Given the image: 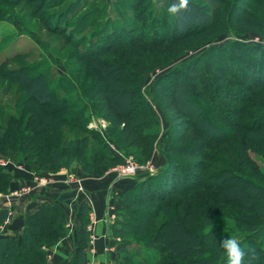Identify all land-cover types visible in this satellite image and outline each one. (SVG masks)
<instances>
[{"label":"trees","instance_id":"trees-1","mask_svg":"<svg viewBox=\"0 0 264 264\" xmlns=\"http://www.w3.org/2000/svg\"><path fill=\"white\" fill-rule=\"evenodd\" d=\"M91 1L95 0H89L88 5L84 4L86 0L70 2L61 16L62 23L68 19L83 24L85 29L93 28L105 4L114 5L120 21L116 25L109 23L114 26L110 30L102 28L99 32V28L78 38L82 37L83 45L93 46L87 50V56L82 51L78 55V61L86 68L81 93L91 96L88 101L95 116L109 119L103 135L108 133L120 155L130 154L142 164L153 148L159 119L139 94L149 72L148 68L138 72L139 58L148 49L164 52V48H176L175 42L206 32L212 26L210 9L219 6L221 0H189L187 10L175 16L162 12L159 21L156 15L147 20L150 13L146 11L152 0H104V6L85 11ZM172 2L164 0V11ZM143 19L145 24L141 23ZM138 25L143 26L139 34L135 33ZM253 31L262 36L259 28ZM121 40H126L128 48L139 47L134 68L118 63L123 54L118 58L102 57L112 47L120 46ZM105 42L108 46H103ZM225 43L222 49L227 52L237 46L241 57L248 54L239 66L245 71L254 70L252 85L245 83L246 74L240 73L239 66L233 71L239 72L235 85L245 94L253 93L251 101L244 96L231 98L228 90L218 91L209 86L210 76L204 67L200 72L198 66L205 53L194 58L189 66L173 68L153 83L152 95L158 94L160 98L151 102L166 123L160 149L164 165L160 173L138 181L117 197L109 232L113 239H119L121 264H227L214 228L210 230L213 237L206 234L216 216L231 221V231L238 235L246 252L245 264H264V169L247 155L250 151L264 161V47ZM151 56L156 58V53ZM28 72L25 67L14 72L20 73L21 83L29 88L23 89L27 96L17 106L19 116L0 121L1 157L11 154L22 158L36 173L52 174L65 168L96 176L122 161L111 154L105 137L86 127L88 104L71 107L68 96L58 98L41 74L27 78ZM10 73L6 72L7 79ZM171 75L169 84L158 92L161 81ZM92 79L95 82L88 84ZM97 95L102 98H95ZM27 103L39 110L27 108ZM96 107L106 110L98 113ZM251 108L261 109L242 122ZM165 110L173 113L176 124ZM114 124V130H107ZM10 179L0 166V195L8 192ZM77 210L79 227L74 251L67 261L56 264L83 262L88 241L84 228L87 211L83 203ZM6 214V210H0V225ZM65 221L56 202H42L23 217L22 228L13 238L0 236V264H46L44 248L67 235Z\"/></svg>","mask_w":264,"mask_h":264},{"label":"rangeland","instance_id":"rangeland-1","mask_svg":"<svg viewBox=\"0 0 264 264\" xmlns=\"http://www.w3.org/2000/svg\"><path fill=\"white\" fill-rule=\"evenodd\" d=\"M74 1L75 0H0V121L3 122L8 119V117H18L20 110H18L17 106L22 104L27 96L26 92L23 91L25 84L21 83L20 73L17 74L14 72L19 68L25 67L26 70L29 71V75H26L27 78L41 74L45 79L47 87L56 90L55 94L58 98L62 100L68 96L71 107L76 108L78 105L81 106L82 104H88L85 115L87 116L88 112L89 121L86 127L98 131L102 137H105V144L111 154L120 157L122 160L121 162L110 166L105 171L107 172L114 166L122 164L125 158H133V156L130 154L121 156L116 146L108 138L107 130H114L116 124L106 130V136L103 135L105 128L108 126L109 119H101L95 116L92 108L89 106L88 99H90L91 96L83 95L81 93L80 85L85 78L86 68L84 63L78 61V55L82 51L83 54H85L84 56H87V50L93 46H88L87 43L83 45L82 37L81 39L78 38L84 33L88 34L91 30L99 28V32L102 28L110 30V28L114 27L112 24L114 23L116 25L120 20L117 18L118 13L115 11V8L113 7L114 5L105 4L104 10L102 9V15L98 17L97 24L93 28L91 27L92 29H85L83 24H79L76 21L70 22L68 19H66V23H62L61 16L64 13L65 8L70 2ZM88 2L89 0H86L84 4L88 5ZM91 2L92 3L87 6L85 11H90L95 7L104 6L105 1L95 0ZM142 2H145V0H142ZM148 7L149 8L146 12L149 10L148 14L150 13V15L147 17V20L156 15V19L159 21L162 12L165 14L167 11H164V0H152L151 5H148ZM210 17L212 26L206 32H203L200 35L190 36L180 43L175 42L176 45H174L177 47L174 49L169 50L164 48V52H157V49H154L155 51H153V49H148V53L139 58L137 51L139 47L131 46L128 48L126 40H121L119 42L120 46L112 47L107 54L102 56L104 58H118L120 54H123V59L120 58L118 63L123 64L124 62L129 68H134L135 60H138L139 58L137 67L138 72H143L145 68L149 69L147 77L143 81V85L139 88V94L147 100L159 119L158 131L152 143L153 148L148 159L144 162L149 164L151 173L142 170L133 176L122 178L132 177L137 183L138 181L157 175L163 168L164 159L160 154V149L162 147L161 139L166 128V123L161 120L159 111L152 105L151 100L153 98H160V96L158 97V94H155V96L152 95V85L156 80L163 78L161 76L165 75L173 68L187 67L194 58L200 56L202 53L204 55L205 53L206 57H202L201 64L198 66L201 67L199 70L200 72L205 69L210 76L211 82H209V86L212 85L217 87L218 91L228 90V92L231 93V98L244 96L251 101L253 93L245 94L241 88L235 85V81H237L236 79L238 78L236 74H239V72L237 71L235 73L233 71L234 68L237 69V66H239L242 59L247 60L248 54L241 57L240 53L242 51L238 49L237 46L232 47L231 52L223 50L222 47L227 41L241 43L243 45H259L264 47V37H262L264 36V0H221L219 6L210 9ZM141 21L142 20H140V22ZM145 22L146 19H143L141 23L145 24ZM133 24L137 25V23ZM67 27L70 28L68 29ZM118 27H121V25L118 24ZM257 28L260 29L262 36L253 31L257 30ZM136 30L135 33L138 32L137 34H139V32H142L143 26L138 25ZM104 33L105 32H101V34ZM145 34L146 33H142L141 36L146 37ZM102 42L103 41H100L99 43ZM79 43L80 47L78 46ZM104 45L108 46V42H105L103 46ZM84 48L86 51H84ZM152 52L154 54L156 53V58L151 56ZM238 69L241 70L240 73L245 72V83L252 85L254 70L251 69L250 71H245L242 65H240ZM227 70L228 72H225ZM7 71L12 72L8 75L9 79L6 77ZM172 76L173 75L167 79L164 78V80L161 81L158 87V92H160L159 90L162 86H167L169 84L173 78ZM230 76H232V78ZM211 77L214 78V80H212ZM94 82V79H92L88 84ZM95 98L98 99L102 97L101 95H97ZM25 106L27 108H32L29 103ZM260 109L261 108L249 109L242 122H246L247 119L254 117ZM32 110L38 111L39 109L35 108L34 110L32 108ZM96 110L98 113H102L106 108L96 107ZM165 113L171 121H174L173 113L166 110ZM99 122L103 123V127H100V129L98 125ZM174 124H176V122ZM120 127L121 125L117 128ZM236 133H240V131ZM64 134L66 135L67 132L64 131ZM97 144L98 143H96V145ZM155 152H158L159 157L163 159L161 167L153 162L151 158L152 154ZM247 155L258 167L264 169V161H262L260 156L252 154L250 151H247ZM0 161L4 163V165L0 166L4 168L5 172L9 173V168L6 167L7 162L17 164L22 163L23 159L19 157L14 158L9 154L6 158L0 156ZM231 167L235 170L233 166ZM61 170L69 172L65 168H62L57 172H60ZM69 173L75 178L74 172ZM18 189L19 187L16 190L11 191L8 189V192L0 195V198L3 196H13L12 193L17 192ZM113 211L115 214V208ZM66 217L68 219L70 218L68 213ZM5 219H7V214L3 222ZM65 227L68 229L66 221ZM213 228L220 240L230 236L238 237V235L231 231L233 230L231 221L222 216L214 217ZM49 246L44 248L46 253V264H51L50 262H47V257L49 256L47 248Z\"/></svg>","mask_w":264,"mask_h":264},{"label":"crops","instance_id":"crops-1","mask_svg":"<svg viewBox=\"0 0 264 264\" xmlns=\"http://www.w3.org/2000/svg\"><path fill=\"white\" fill-rule=\"evenodd\" d=\"M151 158L161 167L163 159L158 152L153 153ZM6 167L11 175L9 191L19 187L27 188L28 192L0 198V210L7 211V222L0 226L1 237L13 238L15 233H19L23 217L33 212L42 202H56L65 214L68 234L47 248V262L55 264L67 261L74 251L75 232L79 227L77 209L83 203L87 211L85 230L88 241L83 251L82 263L121 264L118 243L110 236L109 230L114 221L113 210L117 207V197L124 190L132 188L136 183L135 179L115 177L110 171L100 176L83 175L77 169L74 172L77 183H69L65 181V170L54 174L34 173L23 162H7ZM77 185L80 190H77ZM67 213L69 219L66 217Z\"/></svg>","mask_w":264,"mask_h":264},{"label":"clouds","instance_id":"clouds-1","mask_svg":"<svg viewBox=\"0 0 264 264\" xmlns=\"http://www.w3.org/2000/svg\"><path fill=\"white\" fill-rule=\"evenodd\" d=\"M189 7V0H173L167 8V12L175 16L177 13L187 10ZM213 227L212 224L206 229V234L209 237H213L210 230ZM219 247L223 250L227 258V264H245V249L241 247V241L237 236H230L222 239L218 243ZM249 255H254V252H250ZM250 264V262H249Z\"/></svg>","mask_w":264,"mask_h":264},{"label":"built area","instance_id":"built-area-1","mask_svg":"<svg viewBox=\"0 0 264 264\" xmlns=\"http://www.w3.org/2000/svg\"><path fill=\"white\" fill-rule=\"evenodd\" d=\"M103 123L99 122V129L100 127L102 128ZM0 165H4L2 161H0ZM145 171L151 173V168L149 164L146 162L144 164H140L136 162L132 157H127L124 159V162L120 165L114 166L110 171L117 177H128V176H133L139 171ZM65 181L69 183L76 182V179L74 176L66 172L65 173ZM77 190H80V186L77 185ZM28 192L27 188H21L17 192H13L12 195H18V194H26ZM7 219L3 222V224H6ZM115 242H119L118 238L114 239Z\"/></svg>","mask_w":264,"mask_h":264}]
</instances>
